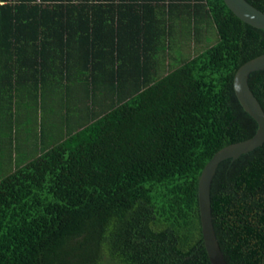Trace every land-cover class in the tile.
<instances>
[{"label": "trees", "instance_id": "1", "mask_svg": "<svg viewBox=\"0 0 264 264\" xmlns=\"http://www.w3.org/2000/svg\"><path fill=\"white\" fill-rule=\"evenodd\" d=\"M262 53L264 30L222 0H0V140L17 112L41 118L38 152H0V264H209L197 178L253 135L232 76ZM247 84L264 113V69ZM62 89L78 117L63 130L44 124ZM209 203L226 264H264V142L218 163Z\"/></svg>", "mask_w": 264, "mask_h": 264}, {"label": "water", "instance_id": "2", "mask_svg": "<svg viewBox=\"0 0 264 264\" xmlns=\"http://www.w3.org/2000/svg\"><path fill=\"white\" fill-rule=\"evenodd\" d=\"M226 8L240 21L264 30V13L245 0H222ZM264 69V53L246 60L232 76L233 93L242 109L255 121L256 129L247 139L227 144L213 153L202 167L196 184V200L202 245L209 264H226L214 236L209 203V186L219 162L249 152L264 142V113L251 93L247 77L252 71Z\"/></svg>", "mask_w": 264, "mask_h": 264}, {"label": "crops", "instance_id": "3", "mask_svg": "<svg viewBox=\"0 0 264 264\" xmlns=\"http://www.w3.org/2000/svg\"><path fill=\"white\" fill-rule=\"evenodd\" d=\"M75 85V84H74ZM73 87L74 90L72 93L74 97L77 95L78 85ZM44 102H55L53 107L54 115L49 113L46 114L44 124L46 126H56L61 128L62 130L67 126L73 124L78 117L76 114L70 115V117L65 116L64 106L63 104L66 101L64 91L60 90L59 93L54 96L51 90L48 91V94L44 97ZM72 102L70 101L69 104ZM77 101L74 100L72 104H76ZM78 104V103H77ZM70 110L76 109L75 105L69 108ZM40 109L37 106L35 111H27L23 109V111L17 112V118L15 121L16 125V133L15 137L12 141L9 139H5L4 141L0 140V152L6 151L7 153H12V158H22L32 152H38L41 146V140L39 139V120H40ZM67 128V127H66ZM45 143V142H44Z\"/></svg>", "mask_w": 264, "mask_h": 264}, {"label": "rangeland", "instance_id": "4", "mask_svg": "<svg viewBox=\"0 0 264 264\" xmlns=\"http://www.w3.org/2000/svg\"><path fill=\"white\" fill-rule=\"evenodd\" d=\"M215 38H216V35H215L214 30L212 28L211 29L208 28L206 36H204L203 40H202V38L199 39L198 44H197L198 46H194V44H196V43H194L193 38L191 39V43L188 44V46L184 47V48H181L182 42H181V44H177V42H176V44L173 45V48H171L170 52H169V54L171 55L170 61H169L170 66L175 67L176 65H178L179 61L184 57L183 52L187 56L193 55L194 53L203 49V47L205 48V46L207 47V46L213 44V40H215ZM182 50H183V52H182ZM5 172H6V169L1 167L0 168V176L2 174H4Z\"/></svg>", "mask_w": 264, "mask_h": 264}, {"label": "built area", "instance_id": "5", "mask_svg": "<svg viewBox=\"0 0 264 264\" xmlns=\"http://www.w3.org/2000/svg\"><path fill=\"white\" fill-rule=\"evenodd\" d=\"M36 1H38V0H36Z\"/></svg>", "mask_w": 264, "mask_h": 264}]
</instances>
